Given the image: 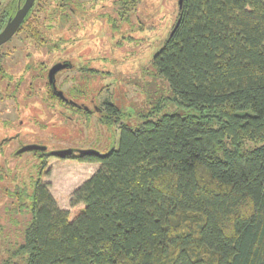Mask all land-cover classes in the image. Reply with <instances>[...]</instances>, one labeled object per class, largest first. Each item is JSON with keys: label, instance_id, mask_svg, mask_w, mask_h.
<instances>
[{"label": "trees", "instance_id": "1", "mask_svg": "<svg viewBox=\"0 0 264 264\" xmlns=\"http://www.w3.org/2000/svg\"><path fill=\"white\" fill-rule=\"evenodd\" d=\"M24 1L0 0V31ZM92 1L36 0L10 40L22 34L47 52L73 56L49 32L73 30L96 11L99 0ZM112 2L117 18L109 14L107 22L120 31L141 0ZM86 33L68 41L81 46ZM133 34L123 38H138ZM4 56L0 85L7 79L10 86L15 76ZM41 65L38 72H47ZM151 68L171 87L167 101L182 110L162 112L160 103L140 112L136 124L111 98L93 107L84 101L92 99L99 69L78 63L81 77L72 79L86 84L66 91L57 75L68 68L54 85L47 77L53 109L99 113L102 123L117 125L118 146L68 157L100 163L73 192L72 204H83L73 219L43 180L54 155L33 150L38 161L28 176L6 189L12 204L3 210L14 230L0 221V264H264V0H183Z\"/></svg>", "mask_w": 264, "mask_h": 264}, {"label": "rangeland", "instance_id": "2", "mask_svg": "<svg viewBox=\"0 0 264 264\" xmlns=\"http://www.w3.org/2000/svg\"><path fill=\"white\" fill-rule=\"evenodd\" d=\"M89 1L94 5L95 1ZM91 4L86 6L89 12ZM97 4L94 13L91 11L78 18L79 25H71L73 30L54 28L49 32L50 39L62 37V41L70 44L66 46V51L73 56L53 54L51 50L47 52L46 47L31 44L22 34L0 46V57L5 55V66L15 76L10 86L7 79L0 85V152L3 150L0 154V221L11 232L14 229L6 214L8 210H3L4 205L12 204L11 199L6 198V189L12 188L16 182L20 183V179L28 176L27 172L38 161L33 150L17 154L20 148L34 143L47 145L48 150L90 147L105 153L118 146L117 125L102 123L99 113L89 118L60 106L51 107V101L46 99L45 84L53 64L65 61L75 64L76 68L71 70L68 67L57 75V86L65 91L72 84H80L81 87L86 84L84 78L82 81L72 79L73 76L81 77L78 63L99 69V76L93 83L95 92L92 99L84 101L93 107L101 106L106 98H111L122 106L126 120L131 124L139 122L140 112L158 109L156 106L160 103L165 104L162 112L182 110L176 103L167 101L168 96L173 95L169 83L151 72L152 58L164 44L177 18L179 0H141L138 9L130 14V21L120 31L114 30L107 22L109 14L117 18L112 0H99ZM141 21L144 22L143 29H140ZM85 31L87 40L79 46L77 41ZM131 32L138 38L130 41L123 38ZM71 38H77V41H68ZM41 63H44L45 69L48 68L47 72H38L37 67L41 68ZM27 65L30 69L25 72ZM23 72L27 75L22 90L16 95V80ZM99 167V162L76 158L53 156L48 159L46 168L51 171L43 176V180L59 207L70 211L71 219L83 207V204H72L73 192Z\"/></svg>", "mask_w": 264, "mask_h": 264}, {"label": "water", "instance_id": "3", "mask_svg": "<svg viewBox=\"0 0 264 264\" xmlns=\"http://www.w3.org/2000/svg\"><path fill=\"white\" fill-rule=\"evenodd\" d=\"M36 0H25L24 3L18 8L17 12L15 15L9 19L5 27L0 31V46L7 41H9L19 30L20 26L24 22L27 14L29 13L30 9L33 7L34 3ZM179 5L182 7L183 5V0H179ZM71 64L68 61L65 62H57L55 63L50 69L48 73V78L49 81L52 85L55 84L56 80V74L65 69L70 67ZM59 95H62V92H58ZM48 147L47 145H42V144H27L24 145L22 148L17 153H22L25 151H30V150H42L45 151L47 150ZM49 153L60 158H68L73 156L74 154H87V155H98L101 152L95 148H73V147H67V148H59V149H53L49 150Z\"/></svg>", "mask_w": 264, "mask_h": 264}]
</instances>
